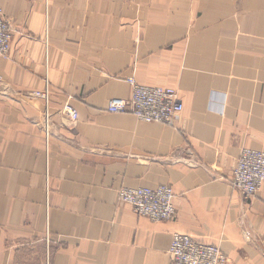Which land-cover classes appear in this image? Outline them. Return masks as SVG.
<instances>
[{"label":"crops","instance_id":"crops-1","mask_svg":"<svg viewBox=\"0 0 264 264\" xmlns=\"http://www.w3.org/2000/svg\"><path fill=\"white\" fill-rule=\"evenodd\" d=\"M0 264H171L174 233L264 264V184H230L244 147L264 153V0H0ZM174 87V127L108 112L127 81ZM49 81L46 102L35 91ZM70 101L73 121L63 111ZM171 185L153 221L122 187Z\"/></svg>","mask_w":264,"mask_h":264},{"label":"built area","instance_id":"built-area-1","mask_svg":"<svg viewBox=\"0 0 264 264\" xmlns=\"http://www.w3.org/2000/svg\"><path fill=\"white\" fill-rule=\"evenodd\" d=\"M11 42V24L0 5V58L10 57ZM127 81L132 87L131 96L110 100L107 107L108 112L131 114L146 123L175 126L184 111V105L174 87L143 85L138 83L134 77H128ZM34 95L46 102V126H48L50 117L48 79H46V89L35 91ZM63 111L73 121L78 120L79 112L70 101L64 104ZM230 184L245 199H252L264 184V153L244 147L237 159ZM118 196L122 203L131 205L139 216L148 217L153 221H168L176 216L175 191L171 185L122 187ZM168 251L171 264H230L229 258L218 245L197 242L184 233L173 234Z\"/></svg>","mask_w":264,"mask_h":264}]
</instances>
